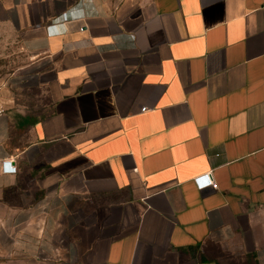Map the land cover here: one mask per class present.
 Here are the masks:
<instances>
[{
    "label": "crops",
    "instance_id": "crops-1",
    "mask_svg": "<svg viewBox=\"0 0 264 264\" xmlns=\"http://www.w3.org/2000/svg\"><path fill=\"white\" fill-rule=\"evenodd\" d=\"M0 24L49 99L0 82V264H264V0H0Z\"/></svg>",
    "mask_w": 264,
    "mask_h": 264
},
{
    "label": "rangeland",
    "instance_id": "rangeland-1",
    "mask_svg": "<svg viewBox=\"0 0 264 264\" xmlns=\"http://www.w3.org/2000/svg\"><path fill=\"white\" fill-rule=\"evenodd\" d=\"M0 24V82L14 94V109L42 114L48 108L49 99L43 88L37 86L35 77L26 75L23 69L26 58L19 50L15 39ZM31 69V68H29ZM32 111V112H31Z\"/></svg>",
    "mask_w": 264,
    "mask_h": 264
},
{
    "label": "built area",
    "instance_id": "built-area-1",
    "mask_svg": "<svg viewBox=\"0 0 264 264\" xmlns=\"http://www.w3.org/2000/svg\"><path fill=\"white\" fill-rule=\"evenodd\" d=\"M64 15H66V13H64L61 16V18ZM80 15H81V12H78V13H75L73 16L75 17V16H80ZM55 25L56 24H52V25H50L48 27L49 28H54ZM4 110H5L4 102L0 99V116L4 113ZM11 163H12L11 160L10 161H8V160L4 161L3 164H2V170L4 172H15L16 168ZM194 182H195L196 186L199 189H203V188H206V187L216 188V183L212 180L210 172H207V173L201 174L199 176H196L194 178Z\"/></svg>",
    "mask_w": 264,
    "mask_h": 264
}]
</instances>
